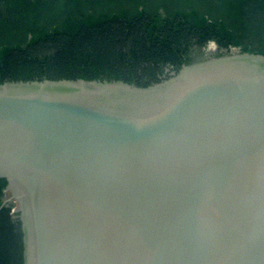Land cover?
I'll list each match as a JSON object with an SVG mask.
<instances>
[{
	"label": "water",
	"instance_id": "1",
	"mask_svg": "<svg viewBox=\"0 0 264 264\" xmlns=\"http://www.w3.org/2000/svg\"><path fill=\"white\" fill-rule=\"evenodd\" d=\"M23 264H264V56L0 84Z\"/></svg>",
	"mask_w": 264,
	"mask_h": 264
},
{
	"label": "trees",
	"instance_id": "2",
	"mask_svg": "<svg viewBox=\"0 0 264 264\" xmlns=\"http://www.w3.org/2000/svg\"><path fill=\"white\" fill-rule=\"evenodd\" d=\"M264 56V0H0V84L8 81L161 82L194 63L192 50ZM0 264H23L21 222L4 204Z\"/></svg>",
	"mask_w": 264,
	"mask_h": 264
},
{
	"label": "rangeland",
	"instance_id": "3",
	"mask_svg": "<svg viewBox=\"0 0 264 264\" xmlns=\"http://www.w3.org/2000/svg\"><path fill=\"white\" fill-rule=\"evenodd\" d=\"M238 51H239V49H234L232 51V53H236ZM226 54H227L226 52L219 50V47L217 46L216 43L211 42L204 49L194 48L192 50V54L191 55H192V59L194 60V62H199V61L204 60V59H207V58H213V57L222 56V55H226ZM168 71H172V70L171 69H165L164 70V75ZM8 196H9V193L6 194V196L4 197V200Z\"/></svg>",
	"mask_w": 264,
	"mask_h": 264
},
{
	"label": "flooded vegetation",
	"instance_id": "4",
	"mask_svg": "<svg viewBox=\"0 0 264 264\" xmlns=\"http://www.w3.org/2000/svg\"><path fill=\"white\" fill-rule=\"evenodd\" d=\"M164 76L163 75H161V77H160V79H162Z\"/></svg>",
	"mask_w": 264,
	"mask_h": 264
}]
</instances>
